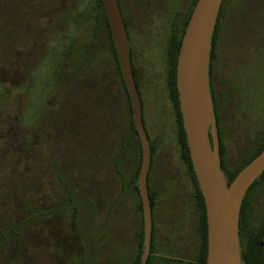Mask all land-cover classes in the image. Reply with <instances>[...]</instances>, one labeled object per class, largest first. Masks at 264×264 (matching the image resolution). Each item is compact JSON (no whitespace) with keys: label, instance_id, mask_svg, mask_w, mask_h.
<instances>
[{"label":"rangeland","instance_id":"1","mask_svg":"<svg viewBox=\"0 0 264 264\" xmlns=\"http://www.w3.org/2000/svg\"><path fill=\"white\" fill-rule=\"evenodd\" d=\"M4 1L17 4L15 9L19 15L26 17L30 28L36 31L30 38L16 39L10 54L3 52L4 44L0 42V139L8 133L13 134V131L19 132L23 118L26 124L32 125H37L44 113L56 119L53 112L62 108L61 101L56 102L61 100L64 66L68 63L77 65L79 60L84 59L85 45L89 40L87 21L93 20L97 11L95 0H46L45 3L42 0ZM120 1L127 19L132 20L130 40L141 84L144 123L156 146L152 186L157 193L158 241H166L168 237L176 241L182 235L180 224L185 223L189 235H192L194 222L190 220L191 199L184 191L186 187L177 178L169 180V177L178 176L181 158L177 116L166 81L165 31L174 12L181 15L188 11L190 0H168L160 11H148L146 14L136 0ZM147 18H152V21L144 20ZM24 55L29 58L25 67H12V56L16 59ZM91 65L95 70L106 72L105 78H100L99 101L106 100L111 104L116 123L125 135H129V100L120 77L114 72V62L103 49ZM214 65V88L220 107L227 159L231 165H237L240 159L253 152L264 133V0H227L217 35ZM98 104L96 102L97 110L94 111L91 103L92 109L86 113H98ZM137 160L135 140L129 138L125 180L132 178ZM163 164L168 165L170 174L163 175L160 171L159 167ZM254 198L253 223L259 225L264 214V188L256 190ZM130 202L134 210L135 198L131 196ZM180 202L184 211L182 216L177 212ZM174 217L175 227L169 224ZM131 218L134 219L135 214ZM136 230L137 227H133V232ZM99 240L103 264H108L111 256L108 234L102 235ZM131 240L128 246L135 254L137 250L136 245L132 246V235ZM191 256H194L193 253Z\"/></svg>","mask_w":264,"mask_h":264},{"label":"trees","instance_id":"2","mask_svg":"<svg viewBox=\"0 0 264 264\" xmlns=\"http://www.w3.org/2000/svg\"><path fill=\"white\" fill-rule=\"evenodd\" d=\"M42 1L45 3L46 0ZM97 1L99 12H104L102 0ZM167 1L162 0L161 8L166 6ZM197 1L190 0L187 12H183L181 15H175L174 12L171 23L170 20L168 21L167 27L170 36L167 37L166 48V81L169 96L177 116L180 158L191 169L199 192L197 211L201 220L198 231L193 229L194 232L191 238L193 246L187 250L189 252L188 257L197 260V263L193 264H206L208 255L206 205L190 157L176 83L178 55L182 39ZM226 2L227 0L223 1L212 39L209 80L218 130L221 168L229 186L238 173L263 151L264 133L253 152L240 159L237 165L230 164L224 144L220 107L214 88L215 47ZM16 5L0 0V42L4 44L3 52L5 54L11 53L10 49L14 46L16 39L19 37L23 39L25 37L30 38L33 36V32L36 31L30 28L26 17L19 15L15 9ZM145 9L150 12L149 6ZM122 16L127 25L123 11ZM100 25L104 26V31L111 38L107 16H105V20H100ZM107 40L108 38L103 30L100 31L97 36V53L107 47ZM111 44L114 46L112 39ZM114 55L119 68L115 50ZM134 55V51H131L134 78L141 100H143L136 62L133 61ZM26 56L16 57V59L15 56H12V67L20 66L23 69L29 61ZM84 71L86 72V70ZM83 74L84 77L87 76V73ZM120 78L129 100V135H125L121 126L116 123L115 111H112L106 102L99 101L100 110L98 113H86L88 109H92L90 106L92 103L91 95L88 98L84 96L83 100L75 95L71 97L67 108L62 104V100L57 99L56 104L61 101L62 108L53 112L57 115V117L54 116L56 119L44 113L37 125H32L26 124V119L23 118L18 127L19 132L12 130L13 134L8 133V135H4V139H0V148H2L0 150V152L2 151V155L0 154V264H90V262L103 264L104 258L101 255L99 245V237L102 236V231L98 236L96 235L97 230L91 213L86 215L84 219L81 215L77 190V169L81 144H85L87 147L96 144L98 152L103 155L105 145L111 142V139H114L118 151L117 156L120 161L125 162L128 139L133 138L138 149L134 178L136 181L138 180L142 163L141 144L134 127L129 94L121 72ZM59 99H61V95ZM79 106L81 108L88 107L87 109L83 108L86 115L85 119L79 115ZM57 118L59 119L57 120ZM82 119L85 128L84 134L81 133L80 129ZM93 121H98L96 131L92 127ZM112 133L113 138L110 135ZM150 142L153 156H155L156 146L151 139ZM151 166L152 169L150 168L148 175V187L152 206H155L157 193L152 186V175L155 167L154 158H152ZM262 188H264V173L250 187L241 209L239 233L243 264H264V214L259 225L253 223L255 192L257 189L261 190ZM139 205V211L143 218L140 196ZM142 243L143 233L141 234L140 247L134 264H141ZM191 253L194 256H191ZM150 263L149 260L148 264ZM178 263L184 264L183 262ZM108 264L111 263L108 262ZM163 264L175 263L164 261Z\"/></svg>","mask_w":264,"mask_h":264},{"label":"water","instance_id":"3","mask_svg":"<svg viewBox=\"0 0 264 264\" xmlns=\"http://www.w3.org/2000/svg\"><path fill=\"white\" fill-rule=\"evenodd\" d=\"M223 1H197L182 39L176 83L190 157L206 205V264H243L239 233L240 213L250 187L264 173V149L228 186L221 168L218 130L209 80L212 39ZM102 3L141 144L142 163L138 188L144 216L142 261L146 263L150 255L153 231V211L148 187L152 160L151 143L144 126L142 100L133 73L131 45L120 6L117 0H102Z\"/></svg>","mask_w":264,"mask_h":264},{"label":"flooded vegetation","instance_id":"4","mask_svg":"<svg viewBox=\"0 0 264 264\" xmlns=\"http://www.w3.org/2000/svg\"><path fill=\"white\" fill-rule=\"evenodd\" d=\"M117 1L120 6L121 13L122 11L124 13L127 25L125 22L124 23L126 25L130 40V26L132 20L127 19L124 8H122L123 6L121 4V1L120 0ZM136 1L138 6L142 9L143 12H145V14L147 13L145 8H147L148 6L150 7V13L154 12V10L160 11L159 8L162 7V5L160 6L162 0H136ZM94 7L95 9H97L96 14L93 20L87 21L88 29H89L88 31L89 40L85 45L86 54L84 55V59L79 60V62H77V65L76 64L71 65L70 63L66 64L64 66L61 75L62 87H61L60 95H61L62 104L64 105L65 108L69 106L68 104L72 96L76 95L78 98H80V100L81 99L83 100L84 96L88 98L91 95L93 110L94 111L97 110L96 102L99 103L100 78L103 77L102 79H104L106 76V72L104 70H100V71L95 70V68L91 67L92 66L91 63H93L94 59L97 56V52H96L97 36L100 34V31L102 30L108 38L107 47H105V51L107 52L111 60L114 62V72L116 73L117 76L120 77V72H121L120 64L118 61L119 64V68H118L114 55V50L116 51L115 44L114 46L111 44V39L113 40L112 33L110 38L107 35L106 31H104V26L102 27L100 25V20H105V16H107L105 15L106 12L105 11H104L105 13L103 11L101 13L99 12L100 10L98 7L97 0H95ZM144 20L152 21V18H147ZM171 21L172 20H170V23ZM165 33H166V37L170 36L168 27ZM130 45H131V51H134V49L132 48L131 40H130ZM133 61L135 62V55ZM90 67L91 69H89V71L86 72L84 71V69H88ZM83 73L85 74L87 73V76L84 77ZM104 102H106V100ZM106 104L107 106L111 107L110 103L106 102ZM142 107H143V121H144L143 100H142ZM79 110H80L79 115L85 119L86 115L83 111V108H81V106H79ZM145 125L146 123H144V126ZM97 126H98V121H93L92 127L94 131H96ZM80 129H81V133L84 134L85 128L83 127V119ZM110 135L113 138V133ZM111 140H112L111 142H108V144L105 145L103 155H101L98 152V148L96 144H94L92 147L90 146L87 147L85 146V144L80 145L81 149H80L79 164L77 169V176H78L77 190L79 195L80 211L83 219L84 217H86V215L91 213L92 220H94L95 223V229L97 230V234H96L97 236L99 235L100 231H102L101 232L102 235L108 234L109 242H110L109 246L111 250V256H110L111 264H121V263L134 264V261L137 259L142 233L144 239V216L142 218L139 211V206H140L139 205L140 192L138 188L139 185H138V180L136 181L134 178L135 171L133 173L132 178H130L129 180H125L124 169H126L128 166L125 165L126 164L125 162L119 160L117 156L118 151L116 150L115 141L114 139ZM152 158H154L155 161V156H153V151H152ZM151 165H152V160H151ZM150 168L152 169V166ZM159 169L163 173V175L167 173L168 174L171 173V170H168L167 164H163L162 166L159 167ZM177 172H178L177 174L178 176L169 177V180L175 181V178H177L179 182L183 185V187H186L184 191L187 192V195L190 196L191 199L190 220L191 223L194 222L193 227L191 229L193 233L194 230L198 231V225L201 220L199 216L200 214L197 211V199L199 197L198 188L193 179V174L191 169L181 160L179 161ZM164 178H166V176ZM131 196L132 198H135L136 201L134 210L132 209V205L130 202ZM172 202L175 203V200H173ZM155 210H156V204L155 206H152L153 231H152V239L150 244V255L146 263H143L142 261V255L144 250V246H143L142 255L140 259L141 264H148L149 260L151 261L150 264H163L164 261L174 262L175 264H179L178 262H183L184 264L197 263L196 259L193 258L191 259L190 257H188L189 252H187V250H189L190 247L193 246V240L191 239L192 235H189V230L187 229V225L185 223L180 224V227L182 229L181 232L182 235H180L177 240L175 239L176 241H172V239L169 237L166 241L163 242L158 241V235H159L158 222H157V216ZM173 211L175 212V207L173 208ZM177 212L180 214V216L184 214L183 206L181 202L179 203V209H177ZM133 214H135L134 219L131 218ZM169 224L175 227V217L170 220ZM133 227H137V230L135 232H133ZM131 235L134 237V242L132 246L136 245L137 252L135 254L132 253L133 251L132 252L130 251L131 249L128 246L132 242Z\"/></svg>","mask_w":264,"mask_h":264}]
</instances>
